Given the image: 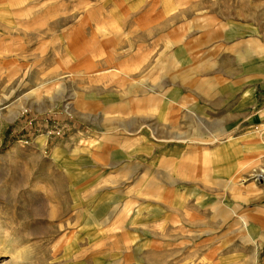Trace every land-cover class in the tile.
Here are the masks:
<instances>
[{
    "label": "rangeland",
    "instance_id": "obj_1",
    "mask_svg": "<svg viewBox=\"0 0 264 264\" xmlns=\"http://www.w3.org/2000/svg\"><path fill=\"white\" fill-rule=\"evenodd\" d=\"M263 131L264 0H0V264H264Z\"/></svg>",
    "mask_w": 264,
    "mask_h": 264
},
{
    "label": "crops",
    "instance_id": "obj_2",
    "mask_svg": "<svg viewBox=\"0 0 264 264\" xmlns=\"http://www.w3.org/2000/svg\"><path fill=\"white\" fill-rule=\"evenodd\" d=\"M264 132V131H263ZM263 142L264 141H262V144H263ZM261 144V145H262ZM261 145H260V149H261ZM242 220L245 222V223H247L246 222V219L245 218H242ZM262 234V238H260V240H261V242H263L262 244L264 245V233H261ZM248 237H249V241L252 243V244H254V246H257V244H256V236L255 235H253L252 233H248Z\"/></svg>",
    "mask_w": 264,
    "mask_h": 264
}]
</instances>
